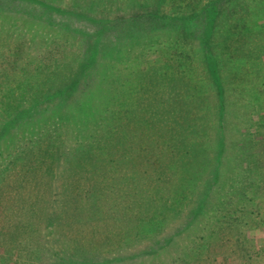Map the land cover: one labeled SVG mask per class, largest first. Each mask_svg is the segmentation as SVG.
<instances>
[{"label":"rangeland","instance_id":"obj_1","mask_svg":"<svg viewBox=\"0 0 264 264\" xmlns=\"http://www.w3.org/2000/svg\"><path fill=\"white\" fill-rule=\"evenodd\" d=\"M157 7L173 17L198 9L193 0H0V99L25 82L43 81L48 94L67 86L86 41H99L68 104L7 134L0 113V264H264V52H255L264 9L229 11L213 28L204 14L146 31ZM239 16L252 30L243 21L246 36L222 38ZM211 50L225 59L222 91ZM214 93L215 107L201 97ZM219 140L218 164L238 165L229 194L207 180Z\"/></svg>","mask_w":264,"mask_h":264},{"label":"trees","instance_id":"obj_2","mask_svg":"<svg viewBox=\"0 0 264 264\" xmlns=\"http://www.w3.org/2000/svg\"><path fill=\"white\" fill-rule=\"evenodd\" d=\"M193 2L196 4V8L198 9H195L191 14H187V15L185 14L180 17H173L172 15L163 13L164 11L160 7H157L155 11L154 10L148 11L145 15V18L147 19L146 20L147 25L146 27L144 26L143 28L146 31L148 30L152 31V29L154 30L161 26H162L161 28H163L166 26L167 23H171L172 21L173 23L179 20L186 21V19L204 16V14L205 16H207L210 22V27L213 28V26H215L220 20L222 19L226 20L225 16L229 11H231L232 13H235L238 10H241L244 13L243 16L245 15L249 16L251 14L258 13L259 11H262L264 9V0H259L255 3L252 2L251 0H193ZM140 17L141 16H133L134 20H138L137 21L138 23H143V20ZM242 19L245 23L243 24L244 31L249 33L252 30V28L249 27L248 23L245 22L243 17ZM212 22H213V25H212ZM242 22H240V16L234 18V23H233L234 27H229L227 28L228 30L223 29L222 32L220 31L221 32L220 36H222V38L225 37V39H227L228 35L230 36L233 34L231 33V29H233L237 31L236 32L237 37L239 36V38L242 39L244 36H246L245 32H242V29L240 28V24ZM261 23L264 24V18L261 20ZM98 42L99 41H86L85 49H84V52L82 53L83 56L80 60V63L76 66V68L69 70L70 78L67 81L68 82L67 86L61 87L55 93L48 94V92H43L49 88V86L46 87L45 83H42L43 81L37 83L36 85L25 82L24 84L20 86L19 85L12 86L11 87L12 89L3 92L2 97L0 99V108H1L0 113H2V117H1L2 125L1 126L3 127L2 134L11 133L12 129L16 125L31 121L39 117V115L45 113L46 111H49L50 109H54L56 106L68 104L70 100L74 98L71 92L72 91L80 92L83 89L82 86H84L82 82L85 80L83 79H87L89 74L92 72V69L90 68L91 66L89 65L90 61L88 60L89 59L88 57H90L91 54L94 52L95 45ZM114 42L117 43V45H120L123 41H114ZM229 42L230 41H224L223 48L228 47ZM212 47L216 48V45L214 46L212 45L211 48ZM252 50L253 48H249L246 54L249 55L250 54L249 51H252ZM255 52H257V57H260V53L264 52V42L262 43V45H260V47H257ZM211 54L212 56L209 60L210 64L208 66L209 68L208 70L211 72V76L214 82L216 83L217 88H219V91H222V89L224 88V82L227 83L226 80L228 77V76L223 75L219 81L218 72L219 71L221 72V68L223 67V65H220V64L222 63V59L224 58L220 57V54L215 53V51L213 50H211ZM98 55L99 54H97V56ZM95 56L96 55H94L93 58ZM228 56H226V58H231V56L229 57ZM223 62H225V59L223 60ZM256 66L258 68L257 70H259V68L261 67L259 63H257ZM17 88H21V90H16ZM31 89L37 92L34 91L30 95L26 94L27 91ZM214 94L216 97V98L214 97L215 101H214V98L210 99L205 94H203L201 97H203L204 99L206 98L207 101L206 100L205 101L208 103L209 101L214 102V107H215L216 101L218 102V94L217 93H214ZM201 97H198V98H201ZM181 99L182 98H180L178 101L180 102ZM221 100H222V97L220 101ZM187 103L188 102H184L183 105L186 106ZM188 106H190V104H188ZM179 108L182 109V107H179ZM221 109H222V103H221ZM219 121L220 123L217 121V123L214 124V128L216 129L217 133L221 135L220 134V130H221L220 129L221 127L220 117H219ZM242 140L244 139L243 138L236 139V143L239 144ZM219 145H220V149H217L216 151L217 153L215 155L214 165L212 166V169L209 170V173L210 171L212 172L213 177L211 175L212 177L211 180L209 177L207 178V180L210 182V185H212V183L214 182H217L219 185V189L221 191L223 190L224 193L229 194L231 192L230 190L231 188H234L236 184L240 185V180L237 177L238 174L235 173L238 171V165L237 164L234 166L231 165V168L229 169V171H227L223 168V165L218 164L220 161H217V159L220 156V153L222 154V152H224L223 143L220 140H219ZM187 150L188 149L181 147V149H179L178 152H180V155L182 157H186ZM234 160H236L235 157H234ZM203 162H206V161L204 160ZM207 164H209V166L211 165L210 162H207ZM248 168H249L248 166H244L243 170L246 172ZM191 181H193V179ZM191 181H188L187 184H189ZM98 260L99 259L95 258L94 261L89 260L83 264H93L92 262H95Z\"/></svg>","mask_w":264,"mask_h":264}]
</instances>
